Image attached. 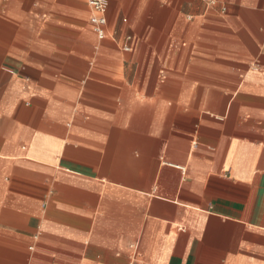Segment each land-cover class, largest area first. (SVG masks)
Returning a JSON list of instances; mask_svg holds the SVG:
<instances>
[{
  "label": "crops",
  "instance_id": "crops-1",
  "mask_svg": "<svg viewBox=\"0 0 264 264\" xmlns=\"http://www.w3.org/2000/svg\"><path fill=\"white\" fill-rule=\"evenodd\" d=\"M88 1L0 0V264H264V0Z\"/></svg>",
  "mask_w": 264,
  "mask_h": 264
},
{
  "label": "built area",
  "instance_id": "built-area-1",
  "mask_svg": "<svg viewBox=\"0 0 264 264\" xmlns=\"http://www.w3.org/2000/svg\"><path fill=\"white\" fill-rule=\"evenodd\" d=\"M88 2L92 11L91 24L94 32L100 40H104L106 37V30L108 26V0H89ZM125 50L129 51L128 48H125Z\"/></svg>",
  "mask_w": 264,
  "mask_h": 264
}]
</instances>
